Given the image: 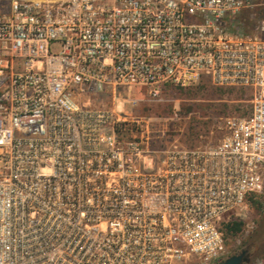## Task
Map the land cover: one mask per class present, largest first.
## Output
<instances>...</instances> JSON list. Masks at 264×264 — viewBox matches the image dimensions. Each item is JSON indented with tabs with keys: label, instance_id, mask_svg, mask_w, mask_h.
I'll use <instances>...</instances> for the list:
<instances>
[{
	"label": "built area",
	"instance_id": "built-area-1",
	"mask_svg": "<svg viewBox=\"0 0 264 264\" xmlns=\"http://www.w3.org/2000/svg\"><path fill=\"white\" fill-rule=\"evenodd\" d=\"M247 9L264 0H0V264L227 257L222 225L264 191V12L246 32ZM202 81L250 90V111L159 145L135 108Z\"/></svg>",
	"mask_w": 264,
	"mask_h": 264
},
{
	"label": "rangeland",
	"instance_id": "rangeland-1",
	"mask_svg": "<svg viewBox=\"0 0 264 264\" xmlns=\"http://www.w3.org/2000/svg\"><path fill=\"white\" fill-rule=\"evenodd\" d=\"M262 10V9H261ZM264 10L254 9L249 11L248 22L239 17L244 25L246 32L253 31V23L256 19L263 15ZM205 88H200L197 94L191 98L190 95L184 97L171 96L169 100L163 102L151 103V105L141 104L135 108V112L142 116L147 113L148 107H154L155 110L164 112L171 116L169 120L155 121L161 128H166L167 122L172 127V133L176 135L175 140L185 144L181 133L188 127L195 125L193 129L200 134L198 141H212L219 139L224 133V120L230 116H244L250 111L251 91L243 88H213L210 83H204ZM187 107H194L197 111L196 116H183L179 111L183 112ZM177 112V116H175ZM167 116V117H169ZM142 122V120H139ZM178 132V133H177ZM174 140V139H173ZM172 140V141H173ZM158 144V143H157ZM263 204L261 207H253L248 202L243 216L246 226L238 235L228 240L227 255L238 253L242 249L247 250L248 261L244 264H259L261 258L264 257V233H260L259 229L264 226V192L262 194ZM176 264H198L194 259Z\"/></svg>",
	"mask_w": 264,
	"mask_h": 264
},
{
	"label": "trees",
	"instance_id": "trees-1",
	"mask_svg": "<svg viewBox=\"0 0 264 264\" xmlns=\"http://www.w3.org/2000/svg\"><path fill=\"white\" fill-rule=\"evenodd\" d=\"M251 9H247V10H243L239 17H241V19L243 20V22L245 21L246 23L248 22V12ZM254 12V9L251 10ZM262 12V10H260ZM241 20V21H242ZM204 83H207L206 81H202L199 82L198 84L195 85H191V86H187V87H171V91H170V95L175 96V97H184L187 95H190L191 98L194 97L195 94H197L198 89L205 88ZM213 88H219V87H213ZM206 89V88H205ZM179 113L183 116H188V117H192V116H196L197 111L195 110L194 107H187V109H184L183 112L179 111ZM146 114H150L151 116H153V123H156L155 121H160V120H169V118H172L171 116L165 114L164 112L161 111H157L154 109V107H148L147 109V113ZM169 116V117H167ZM175 116H177V112H175ZM160 125V124H159ZM193 127H195V125H190V127H188L186 130H184L181 134L183 136H181V138L183 137L185 145L187 146H194L196 144H198V137L200 136V134L198 133V131L196 132ZM178 133V132H177ZM176 135H174L172 133V127H170V123L167 122L166 128L164 129V135L161 138V140L159 141V145L162 144H168L171 140L175 139ZM201 142V141H200ZM264 192V191H263ZM261 193H257V194H251L248 198H247V203L249 202L251 204V206L253 207H261L263 204V200H262V194ZM246 226L245 221H243L242 219H234V220H230L228 222H225L222 225V230L225 234V238H231L234 237L236 235H238L239 233H241L244 230V227ZM260 233H264V226H262L259 229Z\"/></svg>",
	"mask_w": 264,
	"mask_h": 264
},
{
	"label": "water",
	"instance_id": "water-1",
	"mask_svg": "<svg viewBox=\"0 0 264 264\" xmlns=\"http://www.w3.org/2000/svg\"><path fill=\"white\" fill-rule=\"evenodd\" d=\"M248 261L247 250L242 249L238 253L231 254L225 259L218 261L214 264H244Z\"/></svg>",
	"mask_w": 264,
	"mask_h": 264
}]
</instances>
